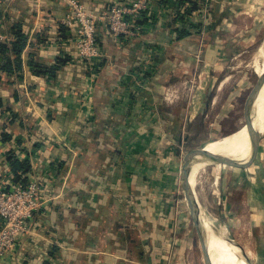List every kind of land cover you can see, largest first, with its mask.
<instances>
[{"label":"crops","instance_id":"obj_1","mask_svg":"<svg viewBox=\"0 0 264 264\" xmlns=\"http://www.w3.org/2000/svg\"><path fill=\"white\" fill-rule=\"evenodd\" d=\"M77 1L96 15L113 2ZM245 1L216 0L213 43L167 14L143 38L117 45L98 19L102 56L88 62L77 54V27L64 23L70 13L64 0H0V43L12 42L15 28L27 35L22 69H0V174L11 177L7 158L14 153L39 176L45 201L35 215L32 238L21 241L16 256H0V264H157L175 227L181 235L175 264H191L195 247L180 197L181 146L187 130L209 121L213 105H202L200 88L210 65L222 66L237 53L232 45L240 33L247 42L251 38ZM168 3L173 7L182 0ZM235 15L236 38H223L225 22ZM182 30L188 35L179 37ZM6 56L15 60L11 51H0V68ZM33 64L58 68L53 76L37 75ZM216 82L215 77L209 89L218 96L221 81ZM170 85L179 91L166 102ZM182 87L187 94H181ZM237 170L236 188L252 208L247 233L239 234L243 244H232L249 264L252 254L264 264V169L260 176L257 166Z\"/></svg>","mask_w":264,"mask_h":264},{"label":"rangeland","instance_id":"obj_2","mask_svg":"<svg viewBox=\"0 0 264 264\" xmlns=\"http://www.w3.org/2000/svg\"><path fill=\"white\" fill-rule=\"evenodd\" d=\"M248 1L249 0L245 1L248 11V19L250 22L248 26H251L252 24L254 27L250 29L249 32V37L251 38L247 42V36L240 33L239 38L235 39L238 32L237 30H233L232 27L238 22L239 18L236 17V15L232 17L230 22H225L221 36L228 39L234 38L236 41L238 39L240 40L238 43L236 42V46L232 45L233 50H236L237 53L232 54L228 60L222 64V66L213 67L210 65V74L207 80L203 79L205 87L202 85V88H200L202 93L205 92L202 105L206 106L207 104H212L213 109L208 117L209 121L205 126L192 128L191 130L186 131L185 140L183 142V146H181L183 147L181 150L183 163L188 152L201 148L213 140L220 139L223 136H228L230 133L240 129L244 125V104L250 91L257 83L259 68L264 65V56L261 55V57L258 58L259 49L262 45H264V0L251 1L254 7V13L253 10H249ZM215 2L216 0H210L207 16L211 20L209 26L207 27V37H210V43L215 41L214 32L218 29L217 27L219 24V17L215 18L213 12ZM205 65H208V63ZM227 75H229L228 82L218 96L217 94H210L209 87L214 78L216 77V83L218 85ZM192 81H194V79H192ZM192 81L189 80V85L195 86ZM179 83H181L180 80H176L174 82V84H177L176 88L180 87ZM192 89L197 90L198 87L195 86ZM181 91V94H187L188 92L185 91L184 87H182ZM216 117H219L218 122H214ZM251 151V147H248V149L242 153L243 155L232 156L230 158L237 161H246L249 158ZM251 166L259 167L257 172H259L260 176V172L264 169V135L259 143L257 158ZM240 168L241 167H231L227 163L219 165H206L204 171L200 173L201 176L199 175L200 179L198 178V184L200 185L195 187L196 192H198V197L201 195V197H199V202L203 215L206 214V216H208V218L215 224L217 230L224 234L226 242H230L233 239L236 245L243 244V240L240 239L241 237L239 234L247 233L244 228L247 226V220L249 218L247 214L252 208L247 204H243L242 199L244 198V194L243 192L238 191V187L236 188V186L239 185L237 184V178L235 180L234 177L238 176L237 169ZM258 178L259 181H261L262 177ZM180 192V197L182 198L181 200L185 203L184 191L180 190ZM243 208L244 213L242 214L241 210ZM180 212L181 209L178 208L177 216ZM237 213L240 215H237ZM258 215H260V213ZM246 230H248L247 227ZM255 232L257 235L260 234L259 229ZM168 233L167 238H165L166 245L159 254L160 261H158L157 264H175V257L180 247L179 240L181 235L176 227L174 232L169 229ZM163 235L165 236L167 234L164 233ZM196 239L197 244L195 251L188 258V262L191 264H204L198 238L196 237ZM251 243H253L252 240L249 241V243L247 241V248L251 247L249 246ZM239 249L241 250V248ZM240 257L245 258L242 252H240ZM256 261V256L252 254V263L260 264Z\"/></svg>","mask_w":264,"mask_h":264},{"label":"built area","instance_id":"obj_3","mask_svg":"<svg viewBox=\"0 0 264 264\" xmlns=\"http://www.w3.org/2000/svg\"><path fill=\"white\" fill-rule=\"evenodd\" d=\"M70 13L64 23L77 27L78 40L76 49L78 57L92 62L102 56L97 41V20L104 21L113 41L121 45L131 38H143L163 21L162 15L169 14L187 32L195 30L203 37L207 34L210 23L208 9L210 0H199L197 8L191 1L169 6L168 0H113L112 4L100 15L89 11L77 0H64ZM184 17V21L178 17ZM0 34V39H2ZM193 87V86H192ZM179 90L173 86L165 88V101L172 102ZM43 187L39 176L31 170L16 181L14 176L0 174V256H16L22 240L32 238L33 222L36 213L43 207Z\"/></svg>","mask_w":264,"mask_h":264},{"label":"bare ground","instance_id":"obj_4","mask_svg":"<svg viewBox=\"0 0 264 264\" xmlns=\"http://www.w3.org/2000/svg\"><path fill=\"white\" fill-rule=\"evenodd\" d=\"M261 55L264 56V45H262L259 49L258 58L261 57ZM263 72L264 65L263 67L259 68L258 75L261 76ZM228 79L229 75L225 76L221 80L220 91H222L223 87H225ZM251 116L253 126L256 131L252 137L249 135L246 126H244L237 133L230 136H223L222 138L217 140H213L202 146L201 149H206L208 152H211L213 154H222L227 156L231 161L233 160L232 162H229V160L225 162L231 167H241L242 169L249 168L257 158L255 157L254 159L256 153L255 150L259 146V143L261 142V139L264 135V86L257 97L255 106L251 112ZM248 147H251L252 151L246 161H237L233 158H230L232 156H241V154L246 151ZM208 164L209 162L200 156H195L190 160L189 177L192 186L196 184L199 174L201 173V171H204L206 165ZM199 197H201V195ZM202 217L205 223L204 226L207 230V241L211 250L213 263L249 264L246 258L240 257V249L237 247L238 245L236 246L235 244H232L234 243L233 241L226 242V237L224 236V234L217 230L215 224L208 218V216H206V214H202Z\"/></svg>","mask_w":264,"mask_h":264},{"label":"water","instance_id":"obj_5","mask_svg":"<svg viewBox=\"0 0 264 264\" xmlns=\"http://www.w3.org/2000/svg\"><path fill=\"white\" fill-rule=\"evenodd\" d=\"M264 86V72L261 76H258L257 83L250 91L245 104H244V125L232 133L230 135L237 133L240 131L244 126H246L249 135L252 137L254 133L256 132L253 126L252 116L251 112L255 106V102L257 100V97L259 93L261 92L262 88ZM228 135V136H230ZM259 150V146L255 150V157H257ZM200 156L206 159L209 164L208 165H219L222 163H225L229 160V162H232L227 156L222 154H213L211 152H208L206 149L197 148L195 150H192L188 152L184 158V164L182 167V187L184 191V200L187 206V221H188V229H189V235L190 243L194 245L193 247H196V237L198 238L199 247L202 252L203 256V263L204 264H214L212 257H211V250L209 248V244L207 241V230L205 228V223L202 217V211H201V205L199 202L198 194L195 190V187L198 186L199 179H197V182L194 186L191 184V180L189 177V164L190 160L195 157ZM253 159V160H254ZM203 171H201L202 173ZM200 175V174H199ZM199 178V177H198ZM196 236V237H195ZM148 254L151 253L148 251Z\"/></svg>","mask_w":264,"mask_h":264},{"label":"trees","instance_id":"obj_6","mask_svg":"<svg viewBox=\"0 0 264 264\" xmlns=\"http://www.w3.org/2000/svg\"><path fill=\"white\" fill-rule=\"evenodd\" d=\"M187 1V0H186ZM193 3V8H197L199 0H188ZM205 1V0H203ZM184 2V0H182ZM179 20L184 21V17H178ZM14 34V40L10 42L9 44L6 43H0V51L2 53H6L8 51H11L15 55V60H12L10 57L6 56L2 66L1 70L10 72L13 69L16 71H20L22 69V54L27 44V35L23 33L22 29L15 28L13 31ZM179 37H185V35H188V33L185 30H182L178 33ZM61 63H64L62 61ZM15 67V68H14ZM33 72L37 75H51L53 76L55 74L56 67H45L39 64H33ZM5 140L8 138H4ZM8 162L10 164L11 173L14 176V179L16 181L22 179L23 174H27L30 171V164L24 160H20L14 153H10L8 156Z\"/></svg>","mask_w":264,"mask_h":264}]
</instances>
